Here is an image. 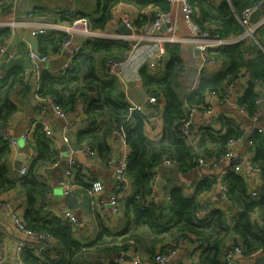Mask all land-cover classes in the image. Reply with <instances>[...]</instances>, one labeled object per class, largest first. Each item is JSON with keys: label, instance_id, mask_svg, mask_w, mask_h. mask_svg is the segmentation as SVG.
I'll return each instance as SVG.
<instances>
[{"label": "crops", "instance_id": "obj_1", "mask_svg": "<svg viewBox=\"0 0 264 264\" xmlns=\"http://www.w3.org/2000/svg\"><path fill=\"white\" fill-rule=\"evenodd\" d=\"M207 3L206 8L211 14H215L216 6L223 0H202ZM170 2V9L167 12L170 15L171 23L163 24L160 29L153 33V39H143L139 44L142 46L140 56L145 58V62L138 68L137 72H133V66L126 64L116 72H109L104 66L106 60H102V56L98 57L95 67L102 78L114 80L121 94V98L125 103L130 104V107L137 110L142 115H145L144 133L151 141H158L163 132L162 109L164 100L157 97V102L151 104L148 102V96L151 92H147L142 84L139 76V69L144 67L148 74L160 77L164 74L165 65L168 59L165 52L166 44H179L181 64L175 70L171 77V86L181 102H185L190 91L197 85L200 78H210L216 74L223 72L229 65V59L225 56L216 58L214 62L206 65H201V60L194 53L195 44L188 41V28L183 21L178 7ZM37 9L41 12L39 15H30V11ZM71 11V16L57 13L56 10ZM102 5H98L97 0H0V29L8 28L10 34L8 38L0 45L4 51L0 57V73L4 75V84L2 88L8 87L7 99L14 108L13 113L7 119L5 124L10 126V135L16 138V146L3 142L0 137V146H5L6 155L3 161L6 165V177L17 180L24 177L20 174L19 168L23 165L27 168L31 165L32 159L37 154V148L34 145L33 133L37 126H34L28 140L22 137L23 132L28 126H31L34 121H42L51 129L52 140H50L51 150L55 154L54 161L43 162L36 170L39 179L47 185L45 194L41 197L40 213L42 215L57 216L62 223L68 224L71 227L73 236L82 244H86L94 240L97 236L100 226L111 230L112 232H121L128 226L125 216L124 204L127 199L136 198L139 207H141V199L148 198L151 208L160 206L163 207L164 213L169 214L170 198L167 201V189L172 186H178L183 189L185 196L195 194L196 184L208 179L211 181V186L208 189L201 191L197 195L198 208L195 211L196 218H205L214 209H222L225 212L229 222L232 223L233 218L240 212V206L223 196L221 182L224 180L223 170H234L245 178L248 192L255 191L259 193L264 184V179L261 171L257 167L251 166V158L253 150L244 139L245 134H249L251 129L262 128L264 134V95H261L262 104L259 107L258 115L255 117L248 115L239 105L237 101L242 95L245 87L249 83V78H239L225 97L220 98L217 94L209 92L205 98V106L202 108H193L189 111L187 119L189 120V128L191 136L186 137L185 141L193 148H197L201 141V134L206 129H213L218 134H224L226 129L223 125L227 119L230 120L235 127L241 131V137L234 140L231 149L236 152V159L241 157L239 161V170H235L231 164V160L219 159V156L199 161L198 165L187 170H183L176 166L175 161L164 162L162 159L159 164L153 167L154 176L151 181V191L146 195L136 194L135 186L126 177L125 188L115 190L114 169L119 160L126 154L127 162L130 157V151L124 139V133L118 127H112L109 135L104 141L106 152H100L96 145L91 146L94 149L93 156H87L81 152H76L77 148L85 143H78L75 140V134L78 130L83 129L89 124V119L86 112L87 98L78 96L72 106H68L65 111V117H58L52 110L45 109L43 103L39 100L38 88L39 81L43 73H49L55 77H63L68 75L70 69L57 76L62 66L69 64L71 57L69 56L70 48H61L59 52L46 51L43 53L50 54L51 59L45 63L34 65V62L29 56V49L38 51L39 36L50 34V32H66L73 36V44L79 43L81 48L90 39L109 40V41H127L129 44L121 57L125 58L130 54L137 45L135 35H144L146 28L150 25L153 19L145 26L137 27L132 24V29L128 28L122 22V16H127L132 21L142 13L151 17L153 11L158 10L152 5L139 9L136 5H131L121 2L116 6L113 12V19L103 29H92L88 23L89 16H97L101 13ZM261 13L250 16V23L264 17V6L260 9ZM195 12V11H194ZM36 16H44L38 18ZM46 24L54 23L60 25L59 30H49L44 34L31 36L32 25L38 22ZM122 25L126 26L124 32L119 33L118 30ZM113 35V37H111ZM160 35H172L179 40L173 43L162 42L161 48H157L155 44ZM234 37V36H232ZM127 38V39H125ZM251 44L249 41H246ZM259 43L251 44V48L259 46ZM157 54L160 56L157 57ZM162 53V54H161ZM256 54L254 49L246 52L245 56L251 58ZM150 58V59H149ZM149 59V60H148ZM17 71V76L14 78L12 72ZM1 85V84H0ZM264 94V86L262 87ZM139 108V109H138ZM210 112H206L208 109ZM150 112V115H147ZM114 126V125H113ZM177 129V126H176ZM98 128V133L101 132ZM119 131L122 134L120 138L114 132ZM179 133V131H177ZM213 132V131H212ZM216 132H213L216 134ZM61 134L62 138H59ZM181 136L182 134L179 133ZM64 137L69 141L65 142ZM90 146V145H89ZM103 149V144H102ZM64 156L73 158L77 166L74 172L79 178L88 184L99 180L103 184V188L99 191L89 192V189L80 187L72 179L73 190L72 195L64 194ZM164 158V157H163ZM232 159V160H233ZM206 164H202L201 162ZM127 166V165H126ZM65 169V168H64ZM28 171V169H27ZM27 171L25 174H27ZM161 180L163 181L162 184ZM116 193L118 196L119 207L115 213L112 211L109 199L111 195ZM255 195V194H254ZM75 196L77 198V207H70L67 203V198ZM169 197V196H168ZM0 200H9L13 203L15 210L22 219V215L26 209V195L16 186L8 190H0ZM71 209L77 217V224L73 225L67 221H63L59 215H62L65 209ZM253 221L258 226H264L263 215L255 210L252 214ZM11 227V228H10ZM134 229V237L124 245V249H119L117 243H114V248L110 245L102 246L104 251L93 253L87 252V264H120L118 258L121 251H124V260L121 264H134L133 260H138V264H154L155 254L168 245L169 240L152 243V234L149 229L144 226L130 225ZM16 227L10 221L8 211L0 208V245H4L3 263L7 257L6 252L9 250L8 244L12 242H24V244H34L32 238H27L17 232ZM138 235V237H137ZM28 239V240H27ZM189 243L191 247L188 246ZM188 244V245H187ZM16 254L21 260V254ZM170 245V244H169ZM164 246V247H163ZM178 248L175 254L167 261L166 264H199L201 246L198 241H192L186 238L182 243L177 244ZM111 249V250H110ZM41 252L37 256L43 258L55 259L60 256L57 248V243L51 239L45 247V254ZM1 255V254H0ZM263 256L264 251L259 255ZM232 260L235 264H251L250 256L234 254ZM2 263V264H3ZM264 264V260L260 262Z\"/></svg>", "mask_w": 264, "mask_h": 264}, {"label": "trees", "instance_id": "obj_2", "mask_svg": "<svg viewBox=\"0 0 264 264\" xmlns=\"http://www.w3.org/2000/svg\"><path fill=\"white\" fill-rule=\"evenodd\" d=\"M256 0H223L216 6L215 14L208 12L202 0H190L194 9V18L203 30H209L211 34L220 38L237 37L244 31V26L237 20L243 8L253 4ZM121 2L136 5L139 9L152 5L157 11H168L169 0H97L102 5L101 13L97 16H89L88 23L92 29H105L113 19L114 9ZM37 9L30 11V15H39ZM154 11L150 18L145 14H138L132 24L138 27L145 26L153 19ZM8 28L0 29V45L8 38ZM66 32H50L39 36L38 51L59 52ZM255 40L259 46L251 48L244 39L231 45H222L209 50V55L214 59L225 56L229 59L228 67L210 78H200L197 85L190 91L185 102H181L171 86V77L181 64L180 45L166 44L164 49L168 59L164 74L160 77L150 75L144 67L138 73L144 89L151 92L156 98L164 100L161 117L163 122L162 136L158 141H151L144 133L145 115H142L130 104L125 103L119 93L117 83L112 79H105L99 75L95 64L98 57L119 58L128 50L127 41H109L90 39L84 44L80 52L73 57L75 66L70 69L67 77H55L49 73H43L38 94L51 95L57 103L67 110L72 106L78 96L87 98L86 112L89 124L75 134L78 143L90 146L96 145L100 152H106L104 141L112 127H118L124 133V139L130 151V157L125 169V175L135 186L138 195H146L151 191V181L154 176L153 167L160 163L163 157L172 158L175 165L183 170L193 168L199 161L216 158L224 153L230 140L241 137L239 128L230 121L223 122L225 133L218 134L213 129H206L201 134V141L197 148L186 143L176 129L184 119H187L189 111L193 108L205 106L207 93L213 92L220 98L226 96L225 86L229 83L236 84L242 77H248L249 83L245 87L237 104L248 115H258L262 104L261 95L264 86V23L256 29ZM255 45V44H254ZM254 49L256 54L247 58L246 52ZM121 52V55L119 54ZM14 78L17 71L12 72ZM4 80V79H3ZM0 82V128L7 122L14 108L7 99L8 87L2 88L4 81ZM259 99L260 102H257ZM114 125V126H113ZM98 128L101 132L98 133ZM216 132L213 133V132ZM34 145L37 154L27 168V174L17 180L6 177V165L3 161L6 155L5 146H0V190H8L19 186L26 195V209L22 215L25 226L31 230L49 233L51 239L57 243L60 256L55 259H46L37 256L30 250L24 249L21 253L22 263L25 264H87V252L97 253L102 246L117 243L119 249H124L128 240L134 237V229L130 225L144 226L152 234V243L169 240L168 245L179 244V239H191L198 241L201 248L199 264H224L222 257L227 251V244L233 243L241 247L242 252L248 255L256 250L264 251V226H258L253 221L252 214L258 210L264 219V184L260 192L251 195L248 192L244 177L234 170H228L224 175L227 197L237 203L241 210L232 223L229 222L222 209H214L205 218H196L195 211L198 208L197 195L211 186V181L203 179L196 184L195 194L185 196L183 189L172 186L167 189L170 198L169 214H165L163 207H139L136 198L132 197L125 202V216L127 224L125 230L112 232L102 225L94 240L82 244L74 236L71 227L64 224L54 215H42L40 213L41 197L47 190V185L36 174L37 168L43 162H51L55 154L51 150L50 139L45 137L43 130L37 126L33 133ZM264 134L258 131L249 133V144L253 150L251 166L257 167L264 179ZM103 144V149H102ZM104 152V153H105ZM73 179L77 185L89 189L90 184L79 178L76 172ZM138 237V235H137ZM164 247V246H163ZM111 250V249H110ZM45 254V250L42 251Z\"/></svg>", "mask_w": 264, "mask_h": 264}, {"label": "built area", "instance_id": "obj_3", "mask_svg": "<svg viewBox=\"0 0 264 264\" xmlns=\"http://www.w3.org/2000/svg\"><path fill=\"white\" fill-rule=\"evenodd\" d=\"M171 3L174 5V7H178L180 10L181 17L183 21L185 22L187 28H188V41H191L195 44V47L199 49V58L201 60V65H206L214 62V58L209 55V50L216 48L218 46L222 45H231L241 39H244L245 41L249 40H255L254 34L256 32V29L261 26L264 23V17L257 20L254 23H250V16L252 13L258 9H261L264 6V0H256L253 4L243 8L240 12V15L237 17V20L244 26V31L240 36L237 37H228V38H220L217 37L216 35L211 34L209 30H203L197 23V21L194 18V9L193 6L190 3V0H170ZM57 13L60 14H65L66 16H71L72 12L71 11H62L61 9L56 10ZM39 19L44 18V16H36ZM122 22L128 27L132 29V20L128 18L127 16H122ZM165 23H171V18L169 13L167 12H161V11H156L154 15V19L150 23V25L146 28L145 34L144 35H135L134 39L137 45L134 47L133 51L128 54L125 58H109L105 61L104 66L109 72H116L120 68L126 64L132 65L133 66V72H137L138 68L142 65L143 62H145V58H141L140 54L144 50V48L141 50L142 46L140 47V42L143 39H153V33L157 30L160 29V27L165 24ZM60 25L50 23L46 24L43 22H38L36 25H32L31 28V36H36L39 34H44L45 32H48L49 30H59ZM113 37V35H111ZM127 39V38H125ZM178 38H175L172 35H160L157 39V43L155 46L157 48H161L162 42L165 43H173L178 41ZM73 36L70 34H67L65 38L62 41V48H70L69 50V56L71 57V62L65 66H62L59 70V72L55 75L60 76L64 74L68 68L73 67V57L76 56L80 50H81V45L79 43L73 44ZM4 51L3 48H0V57L2 55V52ZM158 52H156L157 54ZM162 54V53H161ZM29 56L31 60L34 62V65H38L39 63H45L50 61L51 55L46 54V53H40L39 51H36L34 49H29ZM160 56V54H157V57ZM150 59V58H149ZM148 59V60H149ZM4 75L0 73V82L3 79ZM234 87L233 83H229L225 86L224 92L228 94L231 89ZM215 94V93H214ZM39 100L43 103L45 109L52 110L58 117H65L66 112L63 110V108L57 103L55 97L51 95H41L38 96ZM148 102L151 104H155L157 102V98L154 95H149L148 96ZM257 102H260L259 99H257ZM139 109V108H138ZM206 112H210L209 108L205 110ZM255 117V115L253 116ZM34 126H40L41 129L44 132L45 137L48 139L52 140V135H51V129L47 124H45L42 121H34L31 126H28L25 131L22 134V137L26 140L29 139L31 131ZM177 130L186 137L191 136V130L189 128V120L184 119L178 126ZM254 131L260 132V134L263 133L262 128H252L250 133H253ZM10 126L8 124L2 125L0 128V137L2 138L3 142L9 143L12 146H16V138L13 135H10ZM119 136L120 138L122 137V134L117 131L114 132ZM65 142L69 141L67 137H64ZM248 144L252 143V140H249L248 138ZM264 141V139H263ZM234 140H230L228 142V147L225 150L224 153L220 154L219 159H228L232 160L233 158L236 157V152L231 149L232 143ZM76 152H81L87 156H93L94 155V149L93 147L89 145H83L80 148H77L75 150ZM164 162H170L171 160L168 157L163 158ZM202 164H206L205 162H201ZM127 165V157L126 154L123 153V156L119 158L115 169H114V182H115V190H121L125 188V182H126V177H125V169ZM236 166H233L235 170H239V164H234ZM77 166L76 161L73 158H69V161L67 165L65 166L64 169V194L66 196L72 195V190H73V173H74V168ZM27 171V166L23 165L19 168V172L21 175H24ZM226 170H223L222 174L223 176L226 174ZM103 188V184L99 180H95L92 182L91 187L89 188V192H94V191H99ZM221 188L223 191V196L225 199H228L227 197V188H226V182L223 180L221 182ZM255 193L251 191V195H254ZM167 201H169V197L167 196ZM109 202L112 207L113 212L118 211L119 207V201H118V196L116 193L111 195ZM141 208L144 209L145 207L149 206L150 201L148 198L146 199H141ZM0 208L5 209L8 211L10 221L13 223V225L27 238H32L34 244H24V242H19L17 245V252L19 254L22 253L24 249L30 250L32 253L35 255H39L42 251L45 250L46 245L48 242L51 240V236L49 233L44 232V231H36V230H31L25 226L23 223L20 215L18 212L15 210V207L13 203H11L9 200H0ZM60 218L63 221H67L73 225H76L78 220L76 215L73 213V211L69 208L65 209L62 215H59ZM183 238L179 239V243L183 242ZM178 246L177 245H167L165 246L162 250L158 251L155 254L154 257V264H166L167 261L175 254L177 251ZM4 251V245H0V264L3 263L2 257L4 256L3 254ZM263 250L259 249L254 252L249 253L247 256H250L252 258L251 264H261L257 262V258L260 257L259 255L261 254ZM234 254H241L245 255L242 252V249L240 246L229 243L227 244V251L223 255L222 260L224 264H235L232 260V256ZM124 251H121V255L118 258L119 263L121 264L124 260ZM134 264H138V260H133ZM25 264V263H23Z\"/></svg>", "mask_w": 264, "mask_h": 264}, {"label": "water", "instance_id": "obj_4", "mask_svg": "<svg viewBox=\"0 0 264 264\" xmlns=\"http://www.w3.org/2000/svg\"><path fill=\"white\" fill-rule=\"evenodd\" d=\"M260 13H261V10L260 9L254 11L252 13V15H251V18L253 16L257 15V14H260ZM125 30H126V26L125 25H122L121 28L118 30V32L121 33V32H124ZM249 42L251 44L258 43L256 40H252V39L249 40ZM194 53H195L196 56L199 57V49L197 47L194 48ZM147 115H150V112H147ZM58 136H59V138H62L61 134H58ZM248 138H249V134H245L244 139L245 140H248ZM69 158H70L69 156H64V160H65L64 162L65 163H64V165L62 167L63 171H64V168H65V166L67 165V163L69 161ZM241 160H242V158L241 157H238L236 159L231 160L230 162H231V164H237ZM162 183H163V181L161 180V183L160 184H162ZM67 203H68V205L70 207L76 208L77 207V198L75 196H70V197L67 198ZM15 229H16L17 232H19V230L17 228H15ZM19 233H21V232H19ZM21 235H23V234L21 233ZM16 245H17V242H15V241L12 242V245L11 244H8L9 250L6 252L7 257L5 258V263H3V264H23L19 260V257L16 254ZM188 246L191 247V244L189 243ZM263 260H264L263 259V256H261V257H258L256 261L260 263Z\"/></svg>", "mask_w": 264, "mask_h": 264}]
</instances>
